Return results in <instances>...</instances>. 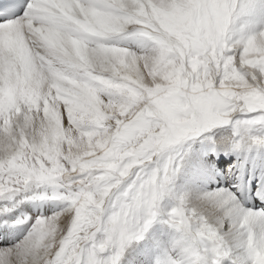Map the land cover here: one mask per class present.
Masks as SVG:
<instances>
[{"label": "snow or ice", "instance_id": "snow-or-ice-1", "mask_svg": "<svg viewBox=\"0 0 264 264\" xmlns=\"http://www.w3.org/2000/svg\"><path fill=\"white\" fill-rule=\"evenodd\" d=\"M0 264H264V0H0Z\"/></svg>", "mask_w": 264, "mask_h": 264}]
</instances>
